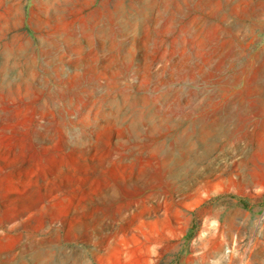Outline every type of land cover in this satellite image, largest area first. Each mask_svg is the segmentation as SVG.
Returning <instances> with one entry per match:
<instances>
[{
	"label": "rangeland",
	"instance_id": "rangeland-1",
	"mask_svg": "<svg viewBox=\"0 0 264 264\" xmlns=\"http://www.w3.org/2000/svg\"><path fill=\"white\" fill-rule=\"evenodd\" d=\"M63 1L0 0V264H264V0Z\"/></svg>",
	"mask_w": 264,
	"mask_h": 264
},
{
	"label": "bare ground",
	"instance_id": "bare-ground-1",
	"mask_svg": "<svg viewBox=\"0 0 264 264\" xmlns=\"http://www.w3.org/2000/svg\"><path fill=\"white\" fill-rule=\"evenodd\" d=\"M71 2H72V0H64L63 2H61L62 8L60 10L63 11L64 7H66ZM154 2H155V0H146V1L140 0L138 5L134 4L132 7L137 12H142L143 9H145V8H147L146 10H150L152 5H149V6H146V5H148L150 3H154ZM107 4H108V2L104 3L105 6ZM127 12L128 11H126V10H120L119 18L121 20H118L122 23V27H124V28L126 27V25L128 23V21L125 19ZM60 15L62 16L63 14H60ZM97 17L98 18L97 19L95 18L96 20L92 23V26H90L91 35H92L91 38L94 41V43L107 36V34H106L107 32L104 28V24H102V23L110 24L113 21L111 13L107 15L105 12V9L101 10V12L98 13ZM18 20L22 21V18H20V15H18ZM10 23H11V20L9 19L6 23L7 24L6 30L8 33L7 32L3 33L4 34L3 37H4V39H6V42L3 44H0V48L1 49L3 48L1 52L4 51V54L0 53V54H2V59H3L1 65H0V76L3 80V82H8V83H11L12 80L16 77H18V78L22 77L23 78V76L28 71H30V69H32L33 64L38 61L37 56H35L34 53H32L31 46L28 42H26L27 46H25V48L23 50L21 49L22 51H19L18 49L15 48V46H14L15 45L14 44L15 36L10 35L12 33V29H13V27L11 26ZM88 29H89V27H88ZM15 35H17V34H15ZM72 37L73 36L71 35V39H72ZM12 71H14V74H12L13 73ZM174 127L175 126H173V128ZM170 128H172V127H170Z\"/></svg>",
	"mask_w": 264,
	"mask_h": 264
}]
</instances>
